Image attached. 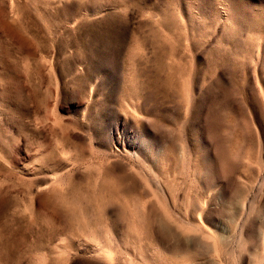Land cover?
<instances>
[{
    "label": "rangeland",
    "instance_id": "374dc122",
    "mask_svg": "<svg viewBox=\"0 0 264 264\" xmlns=\"http://www.w3.org/2000/svg\"><path fill=\"white\" fill-rule=\"evenodd\" d=\"M0 264H264V0H0Z\"/></svg>",
    "mask_w": 264,
    "mask_h": 264
},
{
    "label": "bare ground",
    "instance_id": "6f19581e",
    "mask_svg": "<svg viewBox=\"0 0 264 264\" xmlns=\"http://www.w3.org/2000/svg\"><path fill=\"white\" fill-rule=\"evenodd\" d=\"M150 215V217L152 218L151 220H152V222L154 223V224H158V223H160V222H163V220L164 219H162V218H160L161 216H158V214L156 213V212H154L153 210L151 211V213L149 214ZM165 220H166V218H165ZM129 222V221H128ZM165 223V222H164ZM164 223H162V224H164ZM159 225H161V224H159ZM159 227V226H158ZM157 227V228H158ZM154 228H156V227H154ZM155 230V229H154ZM157 230V229H156ZM158 230H159V228H158ZM157 230V231H158ZM159 233V232H158ZM161 234V233H160ZM162 236V235H161ZM161 239V238H160ZM165 239V238H164ZM160 242H161V240H160ZM161 243H163V240H162V242ZM217 242H215V244H216ZM180 244V243H179ZM180 246H183V244H182V242H181V244H180ZM185 246V245H184ZM180 249V248H179ZM183 250V249H182ZM181 250V251H182ZM214 262V261H213ZM210 263V262H209Z\"/></svg>",
    "mask_w": 264,
    "mask_h": 264
}]
</instances>
